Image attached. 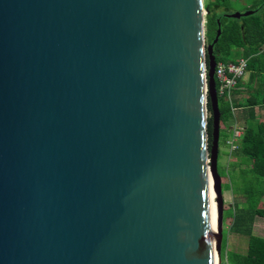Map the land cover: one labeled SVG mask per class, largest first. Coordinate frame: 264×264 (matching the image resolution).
Listing matches in <instances>:
<instances>
[{
	"label": "water",
	"instance_id": "1",
	"mask_svg": "<svg viewBox=\"0 0 264 264\" xmlns=\"http://www.w3.org/2000/svg\"><path fill=\"white\" fill-rule=\"evenodd\" d=\"M205 15L203 0H0V264L220 263L221 28L205 45Z\"/></svg>",
	"mask_w": 264,
	"mask_h": 264
},
{
	"label": "trees",
	"instance_id": "2",
	"mask_svg": "<svg viewBox=\"0 0 264 264\" xmlns=\"http://www.w3.org/2000/svg\"><path fill=\"white\" fill-rule=\"evenodd\" d=\"M232 0H203V8L206 11L204 16V41L205 45H211L218 25L221 33L216 43L212 46V56L215 64L230 63L241 59L248 60V72L250 73V86L245 87L248 98L245 103L234 97L232 103L216 93L217 107L219 110V131L229 132L235 119L233 107H249L251 115L245 121V130L236 148L230 149L231 155L235 158L232 164V172L235 177L232 180L228 175V183L223 190H232L236 187L232 206L224 217L222 212V224L230 218L231 225L227 232L221 230L220 243V264H264V238L252 234V224L256 217L264 220V120L255 115L254 108L264 104V0L258 8L248 10L255 11V14L242 19L228 18ZM223 10L221 13L219 11ZM229 21V22H224ZM216 92L217 83L213 77ZM237 88H241L238 83ZM236 88V89H237ZM239 94V93H238ZM207 102V111L209 112ZM237 110V109H235ZM210 117L207 116L208 143L210 141ZM222 127V128H221ZM232 134V132H231ZM218 155V151H217ZM243 166V168H241ZM216 171L217 162H216ZM239 175V176H238ZM240 175H244V181L237 185ZM220 177V176H219ZM237 179V180H236ZM238 234L246 238V249L243 253L228 251V235Z\"/></svg>",
	"mask_w": 264,
	"mask_h": 264
},
{
	"label": "rangeland",
	"instance_id": "3",
	"mask_svg": "<svg viewBox=\"0 0 264 264\" xmlns=\"http://www.w3.org/2000/svg\"><path fill=\"white\" fill-rule=\"evenodd\" d=\"M263 0H232V4L230 5L229 12L230 13H244L250 8H258ZM223 10L219 11L218 13H221ZM224 22H229V21H224ZM241 87H248L250 86V73L247 71L245 76L240 80L239 82ZM243 104L245 103V100L242 102ZM261 111H264L261 109ZM236 113H238V110H236ZM263 114V113H262ZM236 117L235 119L237 120L236 125L238 124L239 126L244 125V120L241 118L240 114H235ZM264 116V114H263ZM237 125V126H238ZM222 128V127H221ZM233 128H235V122L233 124L232 121V126H231V131L223 133V131H220V136L218 138V155H217V170L220 176V184H222V188H224V185L227 184L228 181V175H230V178L233 180L235 177V173L232 172V164L233 161H235V158L231 155L230 152V145L229 142L232 140V134L231 132L233 131ZM239 141V140H238ZM243 168V166H241ZM239 176V175H238ZM237 180V179H236ZM242 181H244V175H240L239 180L237 181V185H241ZM233 191L232 190H223L221 192V198H222V212L227 210L229 207L232 206L234 201H241L240 199H234L233 194L236 195L235 193V185L233 186ZM262 205L264 206V198ZM229 211L224 212V217L225 215L228 214ZM222 222V221H221ZM231 225V220L228 218V220H224L223 224L221 225V230L224 232H227V229ZM252 234L254 236L264 238V220L263 218H258L256 217L254 220V223L252 224ZM228 251H233V252H240L243 253L246 249V238L242 237L238 234H230L228 235ZM221 243V240H220ZM220 254V250H219ZM220 264V263H219Z\"/></svg>",
	"mask_w": 264,
	"mask_h": 264
},
{
	"label": "built area",
	"instance_id": "4",
	"mask_svg": "<svg viewBox=\"0 0 264 264\" xmlns=\"http://www.w3.org/2000/svg\"><path fill=\"white\" fill-rule=\"evenodd\" d=\"M248 71V60L241 59L230 63H217L214 67L213 77L216 80V93L232 103V93L236 90L238 83ZM235 107L232 106L233 112ZM243 134V129L235 124L232 131V140L229 142L231 150L236 148V142Z\"/></svg>",
	"mask_w": 264,
	"mask_h": 264
},
{
	"label": "crops",
	"instance_id": "5",
	"mask_svg": "<svg viewBox=\"0 0 264 264\" xmlns=\"http://www.w3.org/2000/svg\"><path fill=\"white\" fill-rule=\"evenodd\" d=\"M245 91H246V88L244 89V87H241L239 89L237 88L235 90V92H234V97L236 99H238L239 101L243 102V100H245V98H248V94ZM263 107H264V104H259V105H257L254 108L255 115H257V117L259 119L261 118V120H264V116H263L264 111H261V109H263ZM235 108H237L238 113L240 114L241 118L244 120V124H245V121H246L247 117H249L251 115V112L248 111L249 107L238 106V107H235ZM234 112H235V114H238V113H236V110ZM235 124H236V122H235ZM238 127H241L243 129V133H244L245 125H243V126L242 125L241 126L238 125ZM229 131H231V127H230V130ZM241 136H243V134H241ZM240 138L238 140H240ZM238 140L236 142L237 144L239 142Z\"/></svg>",
	"mask_w": 264,
	"mask_h": 264
},
{
	"label": "bare ground",
	"instance_id": "6",
	"mask_svg": "<svg viewBox=\"0 0 264 264\" xmlns=\"http://www.w3.org/2000/svg\"><path fill=\"white\" fill-rule=\"evenodd\" d=\"M209 199H208V224L211 234H213L216 228V204H215V196L211 190L210 183H209ZM216 263L215 255L213 254V264Z\"/></svg>",
	"mask_w": 264,
	"mask_h": 264
}]
</instances>
